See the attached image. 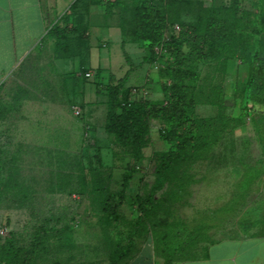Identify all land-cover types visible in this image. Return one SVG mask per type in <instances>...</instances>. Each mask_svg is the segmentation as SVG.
<instances>
[{
    "label": "rangeland",
    "instance_id": "1",
    "mask_svg": "<svg viewBox=\"0 0 264 264\" xmlns=\"http://www.w3.org/2000/svg\"><path fill=\"white\" fill-rule=\"evenodd\" d=\"M120 1L88 0L77 5L78 1L71 7L70 0L65 6L55 2L50 16L64 31L63 39L43 41L0 79V181L13 165L19 168L17 179L26 187L22 195H7L1 202L0 244L13 238L26 245L45 230L50 236L44 242L46 257L36 264H49L55 258L57 264H110L128 246L127 227L117 233L104 217L89 173L92 168L103 171L108 190L115 194L133 164L124 155L113 156V139L104 132L105 87L110 76L123 78L127 73L126 84L134 85L129 88L131 101L159 100L167 92L164 69L168 57L152 65L148 45L133 36L135 9L149 0ZM150 1L161 7L159 0ZM162 8L168 20L196 23L200 30L208 17H229L234 9L240 46L246 44L245 37L249 44L264 46V0H179ZM90 10L108 22V27L101 28L108 45L94 39L93 30L91 41L98 43L91 48L86 37L73 35L86 32ZM174 26L168 33H173ZM123 36L129 42H123ZM91 71L96 74L86 79L84 74ZM197 73L193 84L206 103L197 105L195 113L211 118L217 111L211 103L216 94L240 90L249 65L241 63L240 50L221 48L198 66ZM22 99L28 101L26 107ZM229 100L225 98L226 103ZM77 110L80 116H75ZM226 114L235 118L239 110L228 109ZM158 129L152 121L150 143L125 185V199L118 210L126 222L137 218L138 204L154 183L158 157L169 149ZM63 176L69 177L65 180ZM58 186L71 194L49 193ZM153 200L160 201L164 209L150 218L148 230L165 232L162 224L174 220L188 229L203 226L212 244L264 237V105H249L238 126L227 130L201 158L176 171ZM119 234L123 241L118 246ZM59 244L63 248L53 254L51 249ZM207 245L194 249L201 259ZM116 264L164 261L148 234L145 239L137 238L133 250Z\"/></svg>",
    "mask_w": 264,
    "mask_h": 264
},
{
    "label": "trees",
    "instance_id": "2",
    "mask_svg": "<svg viewBox=\"0 0 264 264\" xmlns=\"http://www.w3.org/2000/svg\"><path fill=\"white\" fill-rule=\"evenodd\" d=\"M78 1L80 0H76ZM177 1L179 0H159L161 7L150 0L142 2L136 7L134 16L133 36L142 44L148 45L151 64L160 62L165 56L168 57L164 69V75L168 78L167 92H163L161 98L156 101H131L130 89L124 87L126 76L118 81H114V77L110 76V81L105 87L107 100L104 132L113 139L116 149L113 156L120 158L124 155L133 162L128 174L122 178V189L115 194L108 190V179L103 171L98 168L89 170L92 189L100 198V210L104 217L114 226L117 233H121L120 227H127L125 240L128 241V246L120 249L121 254L110 264L118 263L133 250L137 238L145 239L148 234L154 251L161 255L164 264L201 259L194 249L210 243L203 226L188 229L181 222L171 220L162 224L165 232L146 228L150 218L154 217L157 211L162 212L164 209L160 201L153 200V195L162 190L176 171L201 158L210 145L218 141L227 130L238 126L249 112V105H264V46L249 44L247 37L246 44L240 46L242 36L237 33L235 10L231 11L229 17H208L200 30L196 23L173 22L167 19L162 6ZM173 25L178 26V30L173 29L170 34L167 29H172ZM63 32L57 23L48 31L50 36L56 37V42L63 39ZM228 47L240 50L241 63L249 65L248 78L240 90L234 89L229 95L219 91L211 101L217 108L215 116L200 118L196 115L195 108L206 103V98L193 84L198 77V66L219 49ZM124 56L130 63V58L125 52ZM225 98L231 99L229 103H226ZM233 108L239 110L235 118L226 114L228 109ZM152 121L159 125V137L169 145V149L158 157L154 183L149 195L138 204L137 218L126 222L118 207L125 199V185L134 173L135 165L143 159L144 148L150 143ZM18 174L19 168L12 165L5 178L2 177L0 207L5 196L14 198L26 191L25 184L17 179ZM68 177L63 176L65 180ZM49 193L71 194L62 186ZM41 232L44 235H38L26 245H18L13 238L5 239L0 244V264H36L37 261L44 260L47 253L44 242L49 240L50 236L46 235L45 230ZM122 241L123 238L119 234L118 246ZM62 248L61 244L55 245L51 251L53 254L58 253ZM50 261L49 264H57L56 258Z\"/></svg>",
    "mask_w": 264,
    "mask_h": 264
},
{
    "label": "crops",
    "instance_id": "3",
    "mask_svg": "<svg viewBox=\"0 0 264 264\" xmlns=\"http://www.w3.org/2000/svg\"><path fill=\"white\" fill-rule=\"evenodd\" d=\"M68 1L0 0V79L2 78V81L10 74L17 62L31 55L32 51L40 44L42 45L43 41H51L50 43L56 41V37L50 36L48 33L51 26L56 23L50 13L54 14L55 2L57 4L62 3L61 6H65ZM84 1L88 0H80L79 3L76 0H70L68 7L76 3L79 5ZM91 11V19L88 20L90 25L86 32L74 33L73 35L86 37L90 48L96 46L98 41H105L108 45L105 39L107 34L103 35L101 32V28L108 27V22L105 23L101 16H97L95 11ZM103 22L105 26H103ZM116 28L119 29L122 36L120 28ZM91 30L96 34L95 36L91 34ZM101 35L104 37L99 38ZM92 36H94V39L97 38L98 41H91ZM123 42H129V40L123 36ZM91 72L92 76L96 74L93 71ZM120 79L114 77L115 81ZM133 86L127 85L125 80L124 87L130 88ZM22 100H24L22 101V107H26L28 101ZM87 107L90 109L92 106L87 105ZM85 118L90 121L87 116ZM176 264H264V237L219 241L207 247L206 258Z\"/></svg>",
    "mask_w": 264,
    "mask_h": 264
},
{
    "label": "built area",
    "instance_id": "4",
    "mask_svg": "<svg viewBox=\"0 0 264 264\" xmlns=\"http://www.w3.org/2000/svg\"><path fill=\"white\" fill-rule=\"evenodd\" d=\"M95 1H97V2H100V3H103V4H106V3H109V2H113V1H120V0H95ZM164 1H166V0H164ZM174 30H178V26H174ZM156 52V54H157V51H155ZM84 76H85V78L86 79H89V78H91L92 77V74L90 73V72H86L85 74H84ZM133 92H132V94H134L136 91L135 90H132ZM81 115V113H80V111H75V116H80Z\"/></svg>",
    "mask_w": 264,
    "mask_h": 264
}]
</instances>
